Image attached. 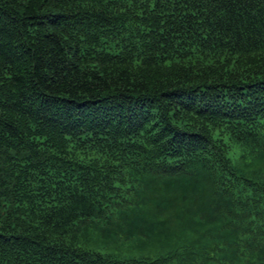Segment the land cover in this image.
<instances>
[{
    "label": "trees",
    "instance_id": "trees-1",
    "mask_svg": "<svg viewBox=\"0 0 264 264\" xmlns=\"http://www.w3.org/2000/svg\"><path fill=\"white\" fill-rule=\"evenodd\" d=\"M0 264H264V0H0Z\"/></svg>",
    "mask_w": 264,
    "mask_h": 264
}]
</instances>
